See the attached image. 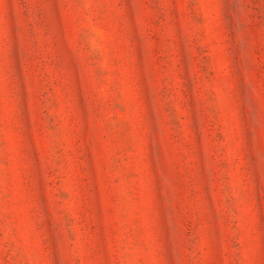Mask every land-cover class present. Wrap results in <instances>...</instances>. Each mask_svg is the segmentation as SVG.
Returning a JSON list of instances; mask_svg holds the SVG:
<instances>
[{
    "label": "rangeland",
    "instance_id": "obj_1",
    "mask_svg": "<svg viewBox=\"0 0 264 264\" xmlns=\"http://www.w3.org/2000/svg\"><path fill=\"white\" fill-rule=\"evenodd\" d=\"M0 264H264V0H0Z\"/></svg>",
    "mask_w": 264,
    "mask_h": 264
}]
</instances>
